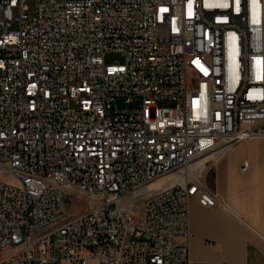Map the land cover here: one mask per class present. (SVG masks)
Instances as JSON below:
<instances>
[{"label":"built area","instance_id":"obj_1","mask_svg":"<svg viewBox=\"0 0 264 264\" xmlns=\"http://www.w3.org/2000/svg\"><path fill=\"white\" fill-rule=\"evenodd\" d=\"M24 1L0 0V264H190L189 204L264 139V0Z\"/></svg>","mask_w":264,"mask_h":264},{"label":"crops","instance_id":"obj_2","mask_svg":"<svg viewBox=\"0 0 264 264\" xmlns=\"http://www.w3.org/2000/svg\"><path fill=\"white\" fill-rule=\"evenodd\" d=\"M210 185L218 205L189 204L190 264H264V139L238 142L221 155Z\"/></svg>","mask_w":264,"mask_h":264},{"label":"rangeland","instance_id":"obj_3","mask_svg":"<svg viewBox=\"0 0 264 264\" xmlns=\"http://www.w3.org/2000/svg\"><path fill=\"white\" fill-rule=\"evenodd\" d=\"M23 4L27 7V10L25 11V14L29 16H33L34 10H35V0H25ZM16 25L12 24L11 28H15ZM1 33V30H0ZM105 62L110 64H116V63H122V57L119 54L116 53H110L107 54L105 57ZM160 106H173L174 102L172 101H164L158 103ZM169 174H176V173H169ZM168 175V174H167ZM66 202H68L67 207L70 209V211L73 213L76 210L83 209L84 207L87 208L88 204L84 203V201L76 200L75 198L70 197L69 199H66Z\"/></svg>","mask_w":264,"mask_h":264},{"label":"bare ground","instance_id":"obj_4","mask_svg":"<svg viewBox=\"0 0 264 264\" xmlns=\"http://www.w3.org/2000/svg\"><path fill=\"white\" fill-rule=\"evenodd\" d=\"M203 160V159H202ZM202 160H196L191 164L192 169H198L201 165ZM181 178L177 174H168L162 176L161 178L157 179L156 181L149 184V188H156L161 185H168L174 181L180 180Z\"/></svg>","mask_w":264,"mask_h":264}]
</instances>
